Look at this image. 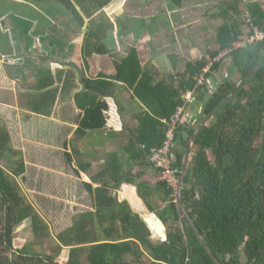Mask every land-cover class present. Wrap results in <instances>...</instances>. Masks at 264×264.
I'll list each match as a JSON object with an SVG mask.
<instances>
[{
	"label": "trees",
	"instance_id": "16d2710c",
	"mask_svg": "<svg viewBox=\"0 0 264 264\" xmlns=\"http://www.w3.org/2000/svg\"><path fill=\"white\" fill-rule=\"evenodd\" d=\"M38 1L50 2L49 5L59 1L81 17L72 0ZM86 1L84 10L92 15L111 0ZM185 1L169 0L168 11H161L163 16L171 23L172 13L183 7ZM212 1L215 9L205 11L204 16L220 24L208 40L207 53L186 63L178 87L174 79H163L154 85V76L141 69L137 50L132 48L125 57H114L115 75L110 79H87L84 89L77 94L86 102H79L87 112L82 119L84 129L105 125V104L92 99L105 94L114 80L128 82L143 100L151 96L159 118L148 115L144 119L147 129L133 140L137 147L144 144L142 151L150 160L153 149L163 145L178 107L184 104V93L188 89L197 93L209 91L207 99L201 95L206 102L194 125L182 120L177 123L173 148L176 158L172 162L180 179L186 146L208 117L194 135L181 188L182 204L202 241L182 210L178 192L174 195V189L158 169L161 178L156 186L152 189L146 184L140 188L150 211L159 212L166 226L164 229L163 223L150 216L156 223L152 227L164 239L153 236L147 219L134 213L127 201L110 198L109 184L97 189L89 184L97 192L96 212L74 217L72 224L60 228L56 244L43 249V241L53 237L50 230L55 229L54 223L51 217L41 216L23 195L15 177L25 173V165L22 160L10 164L15 153L9 132L0 124V162L12 165L8 170L0 164V264H264V39L240 47L233 45L247 41L256 29L264 33V0ZM108 28L102 23L94 32L102 35ZM89 47L90 39L85 48ZM223 50L230 51L213 61ZM97 51L103 52L101 48ZM226 58H230L231 71L239 73L238 79L232 80L228 72L221 82L216 79V83L211 82L212 89L208 88L213 72ZM201 74L205 80L199 84ZM147 192H154L157 198L149 200ZM27 221L31 222L34 240L17 243L15 230ZM68 248L69 259L61 263L59 259Z\"/></svg>",
	"mask_w": 264,
	"mask_h": 264
},
{
	"label": "crops",
	"instance_id": "0c3cea01",
	"mask_svg": "<svg viewBox=\"0 0 264 264\" xmlns=\"http://www.w3.org/2000/svg\"><path fill=\"white\" fill-rule=\"evenodd\" d=\"M8 1L27 4L41 13L32 17L22 10H9L0 18V37L6 38L0 44V124L9 132L15 153L10 164L22 160L25 165V173L15 178L27 201L51 220L69 216V225L74 217L96 212L95 189L109 184L110 198L127 201L132 211L143 217L156 216L161 220L159 212L150 211L140 188L150 184L153 189L160 181V173L143 153L144 144H133L147 129L144 119L148 115L158 117L154 111L157 104L149 99L151 96L141 99L128 82L114 80L105 94L100 92L102 95L92 99L105 104V125L84 129L82 119L87 112L80 103L86 102L77 94L84 89L85 80L110 79L115 75L114 57L123 58L132 48L137 50L141 69L154 76V85L163 79H174L178 87L186 63L202 56L198 46L186 39L183 45L175 42L177 47L171 51L167 46L174 43L163 42L159 49L166 50L156 52L154 42L167 37L165 30L173 25L174 15L171 23L163 16L168 6L163 13L150 12L144 3L111 0L90 15L84 10L86 0H72L79 17L59 1L51 5L38 0ZM151 2L150 6H156L157 1ZM125 19L137 26L127 29L130 26ZM102 23L108 25V30L96 34L94 29ZM89 39L91 47L85 48ZM211 82L216 83L215 76L208 83L212 89ZM208 93L194 91L183 122L194 125L206 102L201 95L207 99ZM0 164L8 170L12 168L5 161ZM146 196L149 200L157 198L154 192H147ZM44 204H48L47 209ZM57 206H61L60 210ZM152 232L158 236L153 227ZM69 254L70 248L64 253L65 262Z\"/></svg>",
	"mask_w": 264,
	"mask_h": 264
},
{
	"label": "rangeland",
	"instance_id": "374dc122",
	"mask_svg": "<svg viewBox=\"0 0 264 264\" xmlns=\"http://www.w3.org/2000/svg\"><path fill=\"white\" fill-rule=\"evenodd\" d=\"M126 4H132L131 2H138L140 4L144 3L145 8L148 7V11H153L157 10L156 12L164 11L165 7L168 6L166 3H168L169 0H154L156 2V6L151 5L152 0H149L146 2V0H122ZM18 2H13L12 3L8 0H0V18L9 10H13V12L18 13L21 12V10L27 14L33 16H41V13L33 8H30L29 5H19L17 4ZM14 5V8L12 9ZM215 3L212 0H187L185 1L183 7H181L177 12H173L172 14L175 15L173 19V27L170 26V30L167 29L165 30L166 36L163 37L161 36L162 41L161 42H154L153 48H156V52L159 51H164L166 50L165 48H160V46L163 45V42H171L172 44L174 43V46H167L170 47L171 51L175 50L177 45H175V42H178L180 45H183L187 40H192L191 45H196L198 46L200 53L202 55L207 53V46H208V40L212 39L214 33L216 32V29L220 22L214 18L204 16V12H212L214 8ZM43 10H49V9H43ZM51 11V10H49ZM141 13V12H140ZM146 14V13H144ZM144 14H139V16L144 15ZM44 14L42 13V16ZM177 15V16H176ZM125 22L129 24V28L131 27L135 28L136 22L130 24L128 20L125 19ZM1 29V28H0ZM159 30V29H158ZM173 31V32H172ZM185 38V39H184ZM6 38H1L0 37V44L2 42H5ZM165 40V41H164ZM211 42V41H210ZM214 46L213 42H211V48ZM197 51V50H196ZM198 52V51H197ZM200 53L198 55H200ZM230 68V58H227L226 60H222L221 66L218 70L214 71L213 76L216 77L217 81L221 82L224 78V72L230 74L232 80H237L239 77L238 72H233L231 71ZM175 195V193H174ZM159 203V202H158ZM48 204H44V207L47 209ZM61 206H57L58 210H60ZM69 216H64L60 215L56 219L52 220L54 223V230H50L52 234V238L49 240L43 241L42 248L45 250H48L51 245L56 244L55 236L60 233V228L66 227L69 222ZM153 226L156 227V223L152 220ZM59 226V227H58ZM15 237H16V242H32L34 240V233L31 229L30 222H25L22 225H19L16 230H15ZM102 237V236H101ZM157 238H162L164 239V235L162 233H158ZM66 254V251L64 252ZM65 255L62 254L61 258L59 261L61 263H65Z\"/></svg>",
	"mask_w": 264,
	"mask_h": 264
},
{
	"label": "built area",
	"instance_id": "2783aa9c",
	"mask_svg": "<svg viewBox=\"0 0 264 264\" xmlns=\"http://www.w3.org/2000/svg\"><path fill=\"white\" fill-rule=\"evenodd\" d=\"M264 33L256 29L255 35L249 37L247 41H240L234 43V47L245 46L247 43H253L257 40H263ZM230 50H223L221 51L213 61H218L225 57ZM212 63H210L205 69L204 72L208 70ZM205 80L203 74L199 75L198 83L201 84ZM194 97V90L187 91L184 95V104L178 107L176 115L173 117L171 124L166 132V138L163 142V145L159 148H154L152 154L150 156V161L152 162L153 166L160 170L161 177L168 182V185L174 189V193L177 194L179 190L180 179L177 175L178 169L174 168L172 163L174 161L175 154L173 148L175 146L176 141V129L177 123L182 120L183 115L186 111L187 106L191 103Z\"/></svg>",
	"mask_w": 264,
	"mask_h": 264
},
{
	"label": "water",
	"instance_id": "95a60500",
	"mask_svg": "<svg viewBox=\"0 0 264 264\" xmlns=\"http://www.w3.org/2000/svg\"><path fill=\"white\" fill-rule=\"evenodd\" d=\"M227 59V58H226ZM225 59V60H226ZM224 77L227 75V73H225L224 72ZM241 82V80L235 85V87H234V89L233 90H235V88L239 85V83ZM230 96V95H229ZM218 107H216L215 109H214V111L217 109ZM213 111V112H214ZM212 114V113H211ZM210 114V115H211ZM209 115V116H210ZM207 118L208 117H206L200 124H199V126L196 128V130L194 131V135H195V133L200 129V127H202V125L206 122V120H207ZM194 135L191 137V139H190V141L188 142V144H187V146H186V156H185V161H184V166H183V169H182V172H181V175H180V184H179V190H178V199H179V203H180V205H181V207H182V210L184 211V213H185V215L188 217V219L191 221V224L193 225V227H194V230L196 231V233H197V236H198V238L200 239V241H202L201 240V237H200V234L197 232V230H196V228H195V226H194V223L192 222V220H191V218H190V216L188 215V213L186 212V210H185V208H184V206H183V204H182V201H181V188H182V184H183V180H184V177H185V174H186V170H187V168H188V164H189V159H190V154H191V144H192V141H193V138H194ZM154 218H157L158 219V217H156V216H153ZM145 219H147V221H148V223L151 225V227L153 226V224H152V222H151V220H149V218H150V216H145L144 217ZM159 220V219H158ZM160 222H161V220H159ZM162 223V222H161ZM215 259V258H214ZM215 261L217 262V260L215 259Z\"/></svg>",
	"mask_w": 264,
	"mask_h": 264
}]
</instances>
